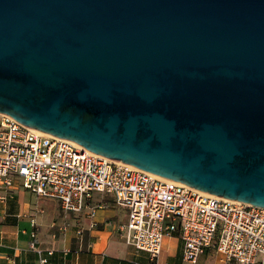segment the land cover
I'll return each mask as SVG.
<instances>
[{"label":"water","instance_id":"95a60500","mask_svg":"<svg viewBox=\"0 0 264 264\" xmlns=\"http://www.w3.org/2000/svg\"><path fill=\"white\" fill-rule=\"evenodd\" d=\"M0 113L264 208V0H0Z\"/></svg>","mask_w":264,"mask_h":264},{"label":"built area","instance_id":"2783aa9c","mask_svg":"<svg viewBox=\"0 0 264 264\" xmlns=\"http://www.w3.org/2000/svg\"><path fill=\"white\" fill-rule=\"evenodd\" d=\"M17 180L37 197L58 201L65 213L88 210L92 219L104 208V202L90 205L93 194L111 195L128 211L121 237L148 255L147 264H162L164 242L174 237L189 264L211 248L226 264H264V208L92 153L0 113V184L11 189ZM38 253L40 264H47L52 251Z\"/></svg>","mask_w":264,"mask_h":264},{"label":"crops","instance_id":"0c3cea01","mask_svg":"<svg viewBox=\"0 0 264 264\" xmlns=\"http://www.w3.org/2000/svg\"><path fill=\"white\" fill-rule=\"evenodd\" d=\"M112 200L94 193L90 205L104 202V208L97 210L93 219L88 210L79 214L65 213L59 202L51 215L44 217L40 197L17 184L11 189L2 186L0 264H40L38 251L44 256L52 251L47 264H147L148 255L137 251L121 237L120 228L128 221V211L125 209L127 216L123 219L122 209L114 207ZM33 220L37 227L33 226ZM63 226H67L65 231ZM211 251L217 258L214 264H222L214 248L209 249L197 264H207ZM161 262L189 264L183 260L182 243L178 238L165 240Z\"/></svg>","mask_w":264,"mask_h":264},{"label":"rangeland","instance_id":"374dc122","mask_svg":"<svg viewBox=\"0 0 264 264\" xmlns=\"http://www.w3.org/2000/svg\"><path fill=\"white\" fill-rule=\"evenodd\" d=\"M15 184H17L19 187H23L22 186V182L20 181V180H17V182L15 183ZM14 184V185H15ZM2 186H1V184H0V188H1ZM24 189V188H23ZM26 191H28V190H26ZM97 194H100V195H102L106 200H109L110 198H112L113 199V197L111 196V195H109V194H101V193H97ZM42 199V207H43V209H45V211L43 212V214H44V217H47V216H50L51 215V213L53 212V210L56 208V205H57V202L58 201H56V200H54V199H49V198H41ZM113 202H114V200H112ZM115 204V203H114ZM114 207H117L116 206V204L115 205H113ZM122 209V214H121V216L123 217V219L125 218V216H127V213H126V210L124 209V208H121ZM60 210V209H59ZM62 210V209H61ZM215 261H217V258H216V256H215V254H214V252L213 251H211L210 252V254L208 255V257H207V260H206V262H207V264H214L215 263ZM218 261L220 262V263H222V264H224L221 260H220V258L218 257Z\"/></svg>","mask_w":264,"mask_h":264}]
</instances>
